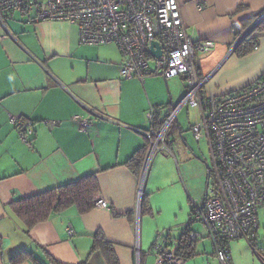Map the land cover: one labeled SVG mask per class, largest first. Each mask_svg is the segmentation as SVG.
<instances>
[{
	"label": "crops",
	"instance_id": "obj_1",
	"mask_svg": "<svg viewBox=\"0 0 264 264\" xmlns=\"http://www.w3.org/2000/svg\"><path fill=\"white\" fill-rule=\"evenodd\" d=\"M179 1L187 34L195 41L215 44L212 51L195 57L198 76L206 79L203 89L207 97L241 91L264 74V23L254 35L258 37V50L239 56L234 48L251 19L264 11V0ZM33 14L5 12L0 24V264H10L11 258L23 250L46 264V255L62 264H107L100 250L92 251L98 231L114 244L120 264H153L150 250L174 239L167 232L162 242L152 241L151 225L157 210L154 196L160 188L149 184L150 178L144 186V180L154 139L149 134L158 124L152 127L147 115L155 107L160 109V119H165L186 95V79L166 81L151 75L142 82L124 78V57L116 44L84 45L78 26L49 20L31 22ZM150 67L155 68L152 61ZM192 110L196 112L195 124L200 112ZM10 115L34 122L31 148L20 140L9 122ZM76 115L90 121L87 130L80 129L74 120ZM175 126L180 127L178 122ZM139 150L146 154L136 172L127 162ZM164 150L168 151L161 144L159 151ZM87 176L96 177L100 188L97 196L108 201V209L94 207L81 213L72 206L27 233L10 211L14 201ZM198 181L189 180L192 190ZM180 195L175 205L181 221L174 226L182 227L176 242L192 214V209L187 210L186 194ZM144 198L152 214L142 211ZM194 225L193 232L199 233ZM204 236L212 242L211 257L220 263L215 242L206 229ZM233 242L232 264L237 260L264 264L259 247L255 252L245 240ZM192 259L185 264H192Z\"/></svg>",
	"mask_w": 264,
	"mask_h": 264
},
{
	"label": "built area",
	"instance_id": "obj_2",
	"mask_svg": "<svg viewBox=\"0 0 264 264\" xmlns=\"http://www.w3.org/2000/svg\"><path fill=\"white\" fill-rule=\"evenodd\" d=\"M10 11L34 13L31 22L49 20L76 25L84 45L116 44L124 57V78L142 82L151 75L162 76L166 81L185 78L189 89L165 119H160L159 108L152 107L148 112V121L152 127L158 124V128L149 134L154 139L147 167L161 144L171 152L166 138L181 112L188 108L198 110L200 117L192 132L196 140L207 141L212 166L204 205L194 202V223L201 224L212 237L221 264H232L233 241L245 240L257 252L259 211L264 209V74L241 91L207 97L203 89L206 79L199 78L195 57L197 53L212 51L215 44L195 41L187 34L179 0H0V24L3 13ZM263 18L264 15L247 31ZM153 41L160 44V57L150 52ZM258 49L259 45L255 46L254 50ZM150 61L155 64L154 69ZM74 120L82 131L90 127V121L79 115ZM9 122L20 140L31 148L34 122L15 115L9 116ZM93 204L96 209L109 208L102 196H96ZM189 237L196 241L200 235L191 231ZM178 249V242L169 239L155 245L149 254L154 257L153 264H185ZM260 257L264 262V253Z\"/></svg>",
	"mask_w": 264,
	"mask_h": 264
},
{
	"label": "rangeland",
	"instance_id": "obj_3",
	"mask_svg": "<svg viewBox=\"0 0 264 264\" xmlns=\"http://www.w3.org/2000/svg\"><path fill=\"white\" fill-rule=\"evenodd\" d=\"M195 115L196 112L189 108L181 113L178 117L180 127L174 126L171 128L167 137L166 143H168L171 153L165 150L158 151L148 163L144 186L150 178L149 184H156L160 188V191L154 196L157 210L155 211L151 225L153 242L156 239L162 242V235L165 236L168 233L174 240L179 238L182 226H174L178 225L181 221L180 214L176 212L177 205H175V201L181 196L182 192L186 194V197L183 195V198H187V210L193 209L195 200H197L198 206L204 205L206 182L209 175L208 166H212V158L208 144L203 140H196L193 135L191 126L195 122ZM193 178L199 179V184L194 190L188 184L189 180ZM188 200H190V203ZM259 217L258 245L263 255L264 209L259 211ZM194 226L195 230H198L202 237L198 242L197 256L189 261V263L220 264L211 257L213 245L210 239L205 238L204 227L197 223ZM256 256L259 258L257 254ZM236 264L242 263L237 260ZM243 264L249 263L244 261Z\"/></svg>",
	"mask_w": 264,
	"mask_h": 264
},
{
	"label": "trees",
	"instance_id": "obj_4",
	"mask_svg": "<svg viewBox=\"0 0 264 264\" xmlns=\"http://www.w3.org/2000/svg\"><path fill=\"white\" fill-rule=\"evenodd\" d=\"M264 15V11L254 16L251 19L249 26L245 29L248 30L250 26L254 24ZM264 23V18L254 28L248 36H246L237 45L235 52L239 56H246L254 51L255 46L259 44L258 37L254 36L258 29ZM148 148L146 149V151ZM146 152L139 150L134 156L127 162V166L133 170L138 171L142 166ZM100 193V188L95 176H87L79 181L66 184L60 188L51 189L27 198H22L12 202L9 206L12 215L16 220L20 221L24 227V231L29 232L38 223L47 221L54 214L61 213L69 207L76 206L81 213H87L94 208L93 200ZM145 197V196H144ZM144 213H150L151 209L144 198L143 209ZM194 208L192 209L191 219L188 226L184 229L182 237L178 241L179 253L186 260L194 258L196 254L195 241H192L189 237V233L192 230V224L194 223ZM169 236V235H168ZM170 237V236H169ZM259 240V239H258ZM258 240L256 242V248L259 247ZM3 241L0 238V250L2 249ZM100 250L105 256L107 264H120L119 259L115 253L114 244L109 242L101 231H98L94 235V241L92 251ZM47 264H62L56 261L49 255H46ZM26 261H31L34 264H46L36 258L32 253L27 250L20 251L14 255L10 264H22ZM81 264H89L83 262Z\"/></svg>",
	"mask_w": 264,
	"mask_h": 264
},
{
	"label": "water",
	"instance_id": "obj_5",
	"mask_svg": "<svg viewBox=\"0 0 264 264\" xmlns=\"http://www.w3.org/2000/svg\"><path fill=\"white\" fill-rule=\"evenodd\" d=\"M254 28H252L251 30L249 31H246L245 34L242 36V38L236 43L235 47L237 45H239V43L246 37L248 36L251 32H253ZM150 52L151 54L154 56V57H160V55L162 54V50H161V47H160V44L159 42L157 41H153L151 43V47H150Z\"/></svg>",
	"mask_w": 264,
	"mask_h": 264
},
{
	"label": "flooded vegetation",
	"instance_id": "obj_6",
	"mask_svg": "<svg viewBox=\"0 0 264 264\" xmlns=\"http://www.w3.org/2000/svg\"><path fill=\"white\" fill-rule=\"evenodd\" d=\"M208 169H209V166H208Z\"/></svg>",
	"mask_w": 264,
	"mask_h": 264
}]
</instances>
